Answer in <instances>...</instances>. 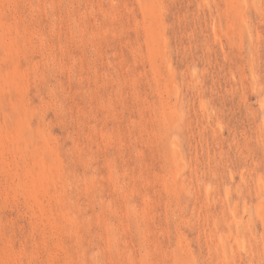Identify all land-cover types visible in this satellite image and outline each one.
Wrapping results in <instances>:
<instances>
[{"label": "rangeland", "instance_id": "obj_1", "mask_svg": "<svg viewBox=\"0 0 264 264\" xmlns=\"http://www.w3.org/2000/svg\"><path fill=\"white\" fill-rule=\"evenodd\" d=\"M0 264H264V0H0Z\"/></svg>", "mask_w": 264, "mask_h": 264}]
</instances>
